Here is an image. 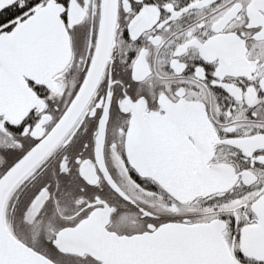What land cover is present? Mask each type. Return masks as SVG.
Listing matches in <instances>:
<instances>
[{"label": "snow or ice", "instance_id": "1", "mask_svg": "<svg viewBox=\"0 0 264 264\" xmlns=\"http://www.w3.org/2000/svg\"><path fill=\"white\" fill-rule=\"evenodd\" d=\"M0 264H264V0H0Z\"/></svg>", "mask_w": 264, "mask_h": 264}]
</instances>
